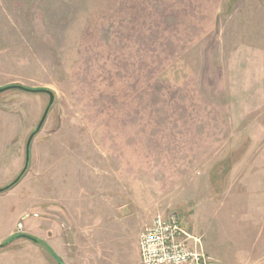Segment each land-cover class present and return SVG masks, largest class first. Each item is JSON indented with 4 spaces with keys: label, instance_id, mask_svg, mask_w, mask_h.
I'll list each match as a JSON object with an SVG mask.
<instances>
[{
    "label": "rangeland",
    "instance_id": "1",
    "mask_svg": "<svg viewBox=\"0 0 264 264\" xmlns=\"http://www.w3.org/2000/svg\"><path fill=\"white\" fill-rule=\"evenodd\" d=\"M8 86L55 102L24 172L50 97L0 94V264H137L172 214L264 264V0H0Z\"/></svg>",
    "mask_w": 264,
    "mask_h": 264
},
{
    "label": "built area",
    "instance_id": "2",
    "mask_svg": "<svg viewBox=\"0 0 264 264\" xmlns=\"http://www.w3.org/2000/svg\"><path fill=\"white\" fill-rule=\"evenodd\" d=\"M177 216L159 215L139 238V264H217Z\"/></svg>",
    "mask_w": 264,
    "mask_h": 264
},
{
    "label": "water",
    "instance_id": "3",
    "mask_svg": "<svg viewBox=\"0 0 264 264\" xmlns=\"http://www.w3.org/2000/svg\"><path fill=\"white\" fill-rule=\"evenodd\" d=\"M12 89H18V90H22V91H27V92H29V93H46V94H48L49 95V97H50V101H49V105H48V107H47V109H46V111H44L45 113H44V115H43V117H42V119H41V121H40V124L38 125V127H37V129H36V131L30 136V139H29V143H28V145H27V151H26V154H27V159H26V167H25V169H24V172L26 171V169H27V167H28V164H29V160H30V144H31V142H32V140H33V136H35L38 132H40V130H41V128L43 127V123H45V120H46V118H47V116H48V114H49V112L48 111H50V109H51V107H52V105L54 104V102H55V96H54V94L52 93V92H50V91H48V90H33V89H28V88H25V87H22V86H8V87H5V88H0V94L1 93H4V92H6V91H9V90H12ZM19 181V179H17L15 182H18ZM14 182V183H15ZM4 190L5 189H0V193L1 192H4ZM22 237H25V238H27V239H30V240H32V242L34 241V242H37V240L36 239H34L33 237H29V236H27V235H23ZM2 247H4V245H0V248H2ZM54 258H56L57 260H58V258H57V256H55Z\"/></svg>",
    "mask_w": 264,
    "mask_h": 264
},
{
    "label": "crops",
    "instance_id": "4",
    "mask_svg": "<svg viewBox=\"0 0 264 264\" xmlns=\"http://www.w3.org/2000/svg\"><path fill=\"white\" fill-rule=\"evenodd\" d=\"M139 246H138V248H137V253H135V255H137V264H139L140 263V257H139Z\"/></svg>",
    "mask_w": 264,
    "mask_h": 264
},
{
    "label": "trees",
    "instance_id": "5",
    "mask_svg": "<svg viewBox=\"0 0 264 264\" xmlns=\"http://www.w3.org/2000/svg\"><path fill=\"white\" fill-rule=\"evenodd\" d=\"M18 182H15V183H13L12 185H9L7 188H5V190L4 191H7L8 189H10L11 187H13V185H16Z\"/></svg>",
    "mask_w": 264,
    "mask_h": 264
}]
</instances>
